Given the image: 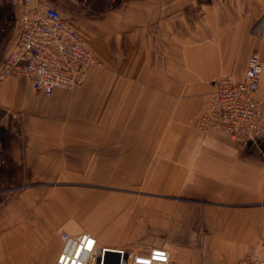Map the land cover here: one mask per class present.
Listing matches in <instances>:
<instances>
[{"label": "crops", "instance_id": "0c3cea01", "mask_svg": "<svg viewBox=\"0 0 264 264\" xmlns=\"http://www.w3.org/2000/svg\"><path fill=\"white\" fill-rule=\"evenodd\" d=\"M102 67L45 96L0 81V264H56L61 235L164 247L170 264L264 259V138L199 128L222 77L259 53L264 0H36ZM23 6L0 0V70Z\"/></svg>", "mask_w": 264, "mask_h": 264}, {"label": "built area", "instance_id": "2783aa9c", "mask_svg": "<svg viewBox=\"0 0 264 264\" xmlns=\"http://www.w3.org/2000/svg\"><path fill=\"white\" fill-rule=\"evenodd\" d=\"M11 2L24 7L22 30L15 50L0 70V81L25 77L36 92L52 96L56 91L75 89L83 84L89 69L102 67L86 40L57 9L36 5V0ZM256 32L259 37L263 35V24ZM262 75L261 57L254 53L242 80L230 77L216 80L199 123L201 131L223 132L247 147L264 138V104L257 97ZM61 242L56 264H113L116 261H106L107 251L120 255L119 264H170V254L164 247L107 248L100 246L89 233L63 232ZM242 264H264V259L253 257Z\"/></svg>", "mask_w": 264, "mask_h": 264}, {"label": "water", "instance_id": "95a60500", "mask_svg": "<svg viewBox=\"0 0 264 264\" xmlns=\"http://www.w3.org/2000/svg\"><path fill=\"white\" fill-rule=\"evenodd\" d=\"M106 261H107V263H111L112 261H116L113 264H119L120 255H117L116 253L107 251Z\"/></svg>", "mask_w": 264, "mask_h": 264}, {"label": "rangeland", "instance_id": "374dc122", "mask_svg": "<svg viewBox=\"0 0 264 264\" xmlns=\"http://www.w3.org/2000/svg\"><path fill=\"white\" fill-rule=\"evenodd\" d=\"M260 25H261V24H260ZM260 25H259V26H260ZM76 88H77V87H76ZM76 88H75V89H76ZM73 90H74V89H73ZM73 90H71V91H73ZM71 91H63V92H71Z\"/></svg>", "mask_w": 264, "mask_h": 264}]
</instances>
